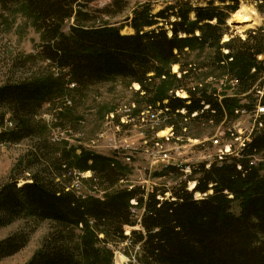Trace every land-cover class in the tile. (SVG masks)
I'll use <instances>...</instances> for the list:
<instances>
[{"label": "trees", "instance_id": "trees-1", "mask_svg": "<svg viewBox=\"0 0 264 264\" xmlns=\"http://www.w3.org/2000/svg\"><path fill=\"white\" fill-rule=\"evenodd\" d=\"M226 1L231 4L222 8L213 2L194 6L188 0H177L157 14H152L149 5L142 6L127 19L134 30L131 35H122L121 29L109 25L89 26L91 0H0V7L18 8L32 22L46 43V59L67 71L78 88L114 78L137 83V94L144 93L141 99L146 107L165 112L179 137L183 131L179 124L221 125L237 120L238 111L256 112L264 107V27L249 31L245 39L230 35L223 42L230 31L227 20L239 7V0L222 3ZM72 19L76 24L69 34L63 33V25ZM197 47L212 51L214 73L236 81L239 95L250 104L217 90L208 93V86H192L201 68L186 63L185 58ZM173 65L180 66V78L172 75ZM170 79L177 84L171 94L161 86ZM62 88L59 79L46 74L2 86L0 148L36 134L40 127L34 122L35 114L62 94ZM179 90L187 97L177 96ZM141 110L132 111L131 119L141 121ZM8 114L15 123L12 129L4 128ZM262 152L263 114L240 151H232L209 168L207 163L193 167L188 178L197 182L193 192L182 180V170L174 166L164 167L155 177L174 176L181 181L177 188L147 192L142 187L117 188L132 170L124 158L84 148L80 153L75 148L64 149L50 167L58 165L64 177L69 168L91 172L90 181L106 192L104 198H82L53 172L46 178L36 174L23 186L13 181L2 187L0 228L19 218L52 224L40 250L27 264H114L112 247L129 240L139 248L138 264H264V171L251 164ZM210 191L213 194L202 200L194 198L195 193ZM133 209L141 212L139 218L132 214ZM137 225L142 229L125 235L126 227ZM27 241L24 235L5 240L0 244V256L17 253Z\"/></svg>", "mask_w": 264, "mask_h": 264}, {"label": "rangeland", "instance_id": "rangeland-1", "mask_svg": "<svg viewBox=\"0 0 264 264\" xmlns=\"http://www.w3.org/2000/svg\"><path fill=\"white\" fill-rule=\"evenodd\" d=\"M175 1L177 0H91L89 12L93 18L89 26L109 25L121 29L122 35H131L134 34V30L128 26L130 21L128 23L127 19L133 18L134 10L149 5L152 14H157L166 5ZM188 1L194 6L213 2L215 6L222 8L231 4L229 1L222 3L224 0ZM242 3L249 4L257 11L258 17H256L259 23L244 33H240L234 25L229 24V19L240 9ZM238 10L227 20L230 31L224 36L223 42H227L231 36L245 39L249 31L264 27L263 2L239 0ZM190 17L194 19V14L192 13ZM75 24V19L66 21L62 27L63 33L69 34L71 26ZM45 44L41 33L18 11V8L0 7V88L8 83L42 77L43 74L52 75L63 84L62 94L56 95L35 114L34 122L40 127L36 134L20 144L3 145L0 148V190L13 181H17L18 187L30 183L36 174L46 178V175L53 172L54 176L60 177L62 173L58 165L55 168L50 166L58 159L61 152L64 149L75 148L80 153L84 148L94 153L124 158L125 164H128L132 170L128 180L121 182L118 189L142 187L147 192H151L157 188L161 190L177 188L181 181L174 176L155 177V173L161 172L168 165L169 160H172L171 162L181 165L180 169L184 173L182 180L187 181L189 191L197 184L196 181L188 180L193 167L207 163L209 168L218 158L221 150L224 154L240 151L245 146V142L249 141V134L253 131L259 115H264V111L258 114V110L256 112L241 110L238 111L240 116L237 120L226 124L188 121L179 124L183 131L180 133L181 136L175 139L170 135V127L164 124L158 127L151 123L154 121L148 120L149 111L146 110L148 107L146 101L141 99L145 95L137 94L140 91L139 84L114 78L84 89L78 86L72 88L68 72L59 70L46 59L43 53ZM185 62L201 68L198 70V79L192 82V86L196 87V84L201 85L200 88L208 86L206 87L208 93L217 90L221 94L237 96L242 100L241 104H250L244 99V95H239L238 85L235 82L222 78L218 72L214 73V69L211 68L212 51L208 48L197 47L185 58ZM171 73L178 78L182 76L179 65H173ZM159 82L161 84L160 80ZM161 86L170 91L175 89L177 84L170 79L167 84ZM177 93L180 97H187L182 90ZM67 99L71 101V105H66ZM138 106L142 109L138 113L141 121L122 124V121L129 120L128 115H131L136 107L139 109ZM153 111L159 114L156 110ZM14 126L15 123L8 114L4 128L12 129ZM154 140H157L159 145ZM215 140H219V143L216 144ZM166 153L169 154V160L161 161L165 159ZM255 161L264 171V152L255 156ZM69 172L72 174L70 175ZM63 174L65 177L61 175V182L82 198H104L106 192L90 181L91 172L82 173L69 168L66 174ZM169 193L167 197L170 196ZM197 194L200 197H197ZM203 196L204 194L196 193L194 198L200 199ZM238 211L239 208L235 206L234 212L238 213ZM138 212V215L133 212L132 214L139 218L141 212ZM141 229L140 225L126 227L125 235L130 236L132 231ZM51 230L50 222L35 218H19L13 224L1 227L0 244L17 235L27 236L28 241L17 253L0 256V264H27L40 250ZM112 249L114 264H138L136 254L139 248H134L130 240Z\"/></svg>", "mask_w": 264, "mask_h": 264}, {"label": "built area", "instance_id": "built-area-1", "mask_svg": "<svg viewBox=\"0 0 264 264\" xmlns=\"http://www.w3.org/2000/svg\"><path fill=\"white\" fill-rule=\"evenodd\" d=\"M233 82H235L236 84H237V82L236 81H233ZM72 88H75L76 87V84L75 83H72L71 85H70ZM176 95H178V96H180V94L179 93H177ZM66 102H67V106L68 105H71V101H68V99L66 100ZM138 108L136 107V110H137ZM146 110H149V121L151 120V121H154V122H151V123H154L156 126H158V127H160V126H162L163 124L166 126V127H170L171 128V133H170V135H171V137H173V138H175V139H177V138H179V137H176L175 136V131H174V126L173 125H170V121H171V119H170V117L165 113V112H163V111H157V112H159V114L157 113V114H155L154 113V111L153 110H155V109H153L152 107H148V108H146ZM258 114H260V111H264V107H258ZM129 113V112H128ZM161 113V114H160ZM237 113H239V112H237ZM131 114V113H130ZM159 115H161V116H159ZM128 117H129V120H126L125 122L124 121H122L121 123L122 124H128V123H131V122H134V120H132L131 119V115H128ZM124 120V119H123ZM160 124H162V125H160ZM156 134V133H155ZM157 136V135H156ZM167 138H169V136H167ZM216 144L217 143H219V140H215L214 141ZM157 145H159V143L157 144ZM223 154V155H222ZM230 154H232L231 152L229 153V154H224V151L223 150H221V152H220V154L217 156L218 158L217 159H215L214 161H216V160H223V158L226 156V155H230ZM169 154H165V159H162L161 161H168L169 160ZM254 161L251 163V164H256V161H255V159H253ZM172 160H169V163H168V165H166V167H169V166H181V165H178V164H176L175 162H171ZM183 167V166H182ZM207 168H208V164H207ZM183 170H184V168H183ZM71 173V172H70ZM72 174V173H71ZM196 185L197 184H195L194 185V188L192 189V190H189V192H193L194 191V189H195V187H196ZM134 205H136L137 203L135 202V201H133L132 202ZM132 212L135 214V215H138L139 214V212L136 210V209H133L132 210Z\"/></svg>", "mask_w": 264, "mask_h": 264}, {"label": "bare ground", "instance_id": "bare-ground-1", "mask_svg": "<svg viewBox=\"0 0 264 264\" xmlns=\"http://www.w3.org/2000/svg\"><path fill=\"white\" fill-rule=\"evenodd\" d=\"M256 13L257 11H255L252 6L246 3H242L240 9L229 19V24L234 25L240 33H244L249 28H252L255 25L259 24L257 20L258 16ZM174 167L181 168V166ZM196 196L200 197L199 194H197Z\"/></svg>", "mask_w": 264, "mask_h": 264}, {"label": "water", "instance_id": "water-1", "mask_svg": "<svg viewBox=\"0 0 264 264\" xmlns=\"http://www.w3.org/2000/svg\"><path fill=\"white\" fill-rule=\"evenodd\" d=\"M194 18H195V16H194ZM231 26V25H230ZM211 192V193H210ZM209 193L210 194H204V196L203 197H201L200 199H198V198H195L196 200H202V199H204V198H206L208 195H211V194H213V192L212 191H210ZM196 194V193H195Z\"/></svg>", "mask_w": 264, "mask_h": 264}]
</instances>
